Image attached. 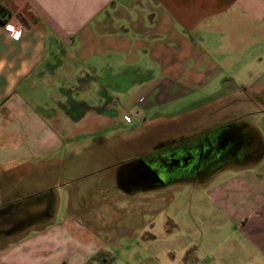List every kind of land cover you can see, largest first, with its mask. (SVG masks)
<instances>
[{
    "label": "crops",
    "instance_id": "crops-1",
    "mask_svg": "<svg viewBox=\"0 0 264 264\" xmlns=\"http://www.w3.org/2000/svg\"><path fill=\"white\" fill-rule=\"evenodd\" d=\"M0 5L10 14L0 21V184L5 173L45 172L49 164L73 161L85 137L100 144L115 139L117 108L123 117L133 112L140 124L154 122L152 110L174 94L209 92L229 75L253 76L254 63L264 58V0H0ZM6 23L19 30L16 38ZM114 167H106L113 181ZM73 168L71 162L70 172ZM223 169L202 186L219 226L226 228V244L178 264H264V179L244 170L212 183ZM169 183L121 192L133 195ZM111 188L117 190L114 182ZM149 205L147 230L162 208ZM76 216L55 214L46 217L47 225L26 228L21 239L0 247V264H99L91 258L110 251V238L146 228V221L131 223V216L121 227ZM133 242L119 247L127 250Z\"/></svg>",
    "mask_w": 264,
    "mask_h": 264
},
{
    "label": "rangeland",
    "instance_id": "rangeland-1",
    "mask_svg": "<svg viewBox=\"0 0 264 264\" xmlns=\"http://www.w3.org/2000/svg\"><path fill=\"white\" fill-rule=\"evenodd\" d=\"M152 111L155 112L152 116L158 118L140 124L133 118V112L126 113L127 121L122 116L124 112L117 108L114 127L118 137L105 144H100L99 140L93 143L91 136L85 137V146L79 150L78 156L73 161H65L62 167L49 164L45 172L3 174L0 184V247L21 239L26 228L47 225L50 221L45 216L56 214V218L85 216L87 223H94L100 217L101 224L120 227L130 224L127 221L129 216L131 223L144 225L140 220L146 221V228H136L135 225L130 228L131 233L136 228L132 236L126 230L119 238H110V251H103L113 256V264L193 262L206 248H223L227 239L226 228L219 226V217L214 215L213 206L205 199L202 183L220 167L226 169L216 173L212 183L244 170L252 175L256 171L264 179V58L254 63L253 76L222 77L219 85L212 86L209 92L174 94L172 99L162 103V107ZM230 121L234 122L231 123L233 126L242 124L243 133L249 130L254 134L256 139L250 144H254L251 151L255 149L254 156L227 161L206 175L175 179L170 185L156 190H138L133 195L121 192L138 187L119 184L118 173L123 166L138 162L139 157L151 153L155 147L170 143L169 146H176L189 138L193 142V136L223 128ZM123 133L127 135L122 137ZM98 137L102 135L98 134ZM71 162L76 163L73 172L69 169ZM111 165L115 166L114 181L111 170L106 169ZM111 182L120 191L112 189ZM172 199L175 200L172 202ZM155 203L162 208L153 217L152 229L147 230V222L151 219L149 204ZM28 213H42L43 220L36 224L35 220L41 216L27 219ZM133 216L137 217L135 222ZM13 219L21 222L13 226ZM122 242L133 243L123 250L119 247Z\"/></svg>",
    "mask_w": 264,
    "mask_h": 264
},
{
    "label": "flooded vegetation",
    "instance_id": "flooded-vegetation-1",
    "mask_svg": "<svg viewBox=\"0 0 264 264\" xmlns=\"http://www.w3.org/2000/svg\"><path fill=\"white\" fill-rule=\"evenodd\" d=\"M234 124L233 121H230V123H226V126L220 129L213 130L211 132H203L202 134L193 136L192 138L195 139V141L191 142L190 138L184 140L183 142L176 143L177 145L174 146H169L170 144H165L160 147H155L151 153L149 152L148 154H145L143 156V159L139 160L144 161L146 165H152L155 166V169L158 168L159 164L162 162H166L168 158H173L176 153H180L182 155H188L190 156L193 153L197 152L198 150L201 149V147L207 144V142L210 140V138L214 137V135L220 134L222 131L226 130H231L234 131V136H237V140L232 141V144L227 147V149L221 154L218 155L217 158L214 160L208 161V162H203L198 166V164H189L185 169H182V171H165L162 174H160V177H151V176H146V177H140L139 180L137 172L135 173L134 169H137V166L134 163L128 165V166H123L122 168L119 169L118 173V179H119V184L121 186H131V185H137V186H145V185H154L157 184L159 181H162V184L170 181V180H175V179H186V178H192L194 176H201V175H206L208 174L211 170L217 168L221 164L227 162V161H241V160H246L248 157L254 156V151H252V140L256 139L253 133H251L249 130L244 133L242 132L243 125L238 124L233 126ZM231 124V125H229ZM229 125V126H227ZM245 142V144H244ZM256 144V142L254 141ZM243 144V145H242ZM251 144V145H250ZM250 146V147H249ZM256 147L257 144L255 145ZM138 162V163H139ZM127 167V168H126ZM141 180V181H140ZM34 218V215L28 214L27 219ZM13 219V226H17L19 222L21 221H16ZM12 226V227H13ZM13 229V228H12Z\"/></svg>",
    "mask_w": 264,
    "mask_h": 264
},
{
    "label": "water",
    "instance_id": "water-1",
    "mask_svg": "<svg viewBox=\"0 0 264 264\" xmlns=\"http://www.w3.org/2000/svg\"><path fill=\"white\" fill-rule=\"evenodd\" d=\"M234 135V131L231 130L222 131L220 134L217 133V135L210 138L207 144L205 146L203 145L197 152L193 153L192 151L190 156L176 153L173 158H168L166 162L160 163L157 169H155V166L146 165L143 163L144 161H138L139 163H135L138 165L137 169H134L135 173L137 172L138 174L137 179L139 180L140 177L144 178L146 176H151L155 179V177H160V174L167 170L182 171V169H185L189 164L191 165L193 163L199 166L203 162L214 160L232 144V141L237 140V136L235 137ZM158 184H162V181H159Z\"/></svg>",
    "mask_w": 264,
    "mask_h": 264
},
{
    "label": "trees",
    "instance_id": "trees-1",
    "mask_svg": "<svg viewBox=\"0 0 264 264\" xmlns=\"http://www.w3.org/2000/svg\"><path fill=\"white\" fill-rule=\"evenodd\" d=\"M9 17H10V14L6 11V9L3 6L0 5V21L5 22L6 19L9 18ZM172 181H174V180H170L168 182H172ZM0 209H2V208H0ZM28 214H31V213H28ZM43 214H44V212H43ZM43 214L42 213L41 214H31V215H34V219H36V218L41 216L39 218L40 220L37 219V220H35L36 222H34V223L37 224L41 220H43V217L45 215V214L44 215ZM47 216L48 215H46L45 217H47ZM50 216H51V214H50ZM50 216H48V218ZM91 260L96 261L99 264H112L113 256H111L110 253L105 252V251L102 250V251H98L96 254H94L92 256Z\"/></svg>",
    "mask_w": 264,
    "mask_h": 264
},
{
    "label": "built area",
    "instance_id": "built-area-1",
    "mask_svg": "<svg viewBox=\"0 0 264 264\" xmlns=\"http://www.w3.org/2000/svg\"><path fill=\"white\" fill-rule=\"evenodd\" d=\"M5 28L11 34L12 38H16L18 36L19 30H16L12 24L6 23ZM125 119L128 121L129 117L125 116Z\"/></svg>",
    "mask_w": 264,
    "mask_h": 264
}]
</instances>
